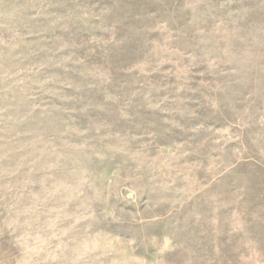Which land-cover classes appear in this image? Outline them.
<instances>
[{"label":"rangeland","instance_id":"obj_1","mask_svg":"<svg viewBox=\"0 0 264 264\" xmlns=\"http://www.w3.org/2000/svg\"><path fill=\"white\" fill-rule=\"evenodd\" d=\"M0 264H264V0H0Z\"/></svg>","mask_w":264,"mask_h":264}]
</instances>
